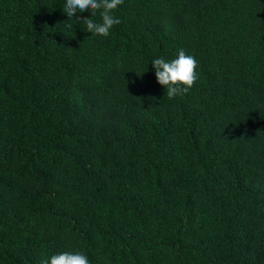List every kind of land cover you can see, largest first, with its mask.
Masks as SVG:
<instances>
[{
	"label": "trees",
	"instance_id": "1",
	"mask_svg": "<svg viewBox=\"0 0 264 264\" xmlns=\"http://www.w3.org/2000/svg\"><path fill=\"white\" fill-rule=\"evenodd\" d=\"M64 4L0 0V264H264V0H123L107 37Z\"/></svg>",
	"mask_w": 264,
	"mask_h": 264
},
{
	"label": "clouds",
	"instance_id": "2",
	"mask_svg": "<svg viewBox=\"0 0 264 264\" xmlns=\"http://www.w3.org/2000/svg\"><path fill=\"white\" fill-rule=\"evenodd\" d=\"M122 3L123 0H65L63 11L69 19L78 12L89 11L91 16L99 12L101 22H94L89 17H84L82 22L89 33L107 37L113 26L121 23V20L113 15V11ZM66 26L72 27L71 24ZM151 64L155 70L157 83L166 89L169 99L186 94L198 78L196 72L198 62L195 56L186 54L183 49H180L171 60L155 58ZM40 264H90V262L80 251H61L42 259Z\"/></svg>",
	"mask_w": 264,
	"mask_h": 264
}]
</instances>
